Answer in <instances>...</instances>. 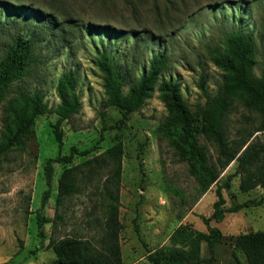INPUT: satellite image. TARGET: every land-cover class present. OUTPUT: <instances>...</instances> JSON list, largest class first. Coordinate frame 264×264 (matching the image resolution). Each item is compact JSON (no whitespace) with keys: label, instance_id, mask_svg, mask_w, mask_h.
<instances>
[{"label":"rangeland","instance_id":"rangeland-1","mask_svg":"<svg viewBox=\"0 0 264 264\" xmlns=\"http://www.w3.org/2000/svg\"><path fill=\"white\" fill-rule=\"evenodd\" d=\"M49 16H55L60 24H52ZM70 21L76 29L64 28ZM235 32L252 37L256 48L253 71L263 76L264 0H0V61L18 35L34 39L36 46L29 75L12 84L0 103V141L5 111L20 90L40 93L54 110L60 104L56 87L61 76L75 71L82 103L81 111L63 123L62 146L52 128L57 116L49 113L38 117L34 139L0 156V264H59L50 248L53 239H92L101 233L103 209L96 186L105 180V172L84 183L80 194L57 206L64 166L53 163L50 178L46 165L69 155L73 147L96 149L85 158L78 157L74 164H79L118 142L124 146L119 209L123 264H150L149 251L170 246L178 227L208 233L202 217L213 213L217 186L206 189L201 184L200 172L195 173L188 160L190 153L182 156L177 143L187 150L190 147L162 130L167 111L160 95L155 92L139 112L122 122V114L106 104L102 74L94 61L99 52L110 54L125 78L126 93L155 54H166L171 65L160 81L177 82L194 109L206 102L198 86L201 77L212 96L222 85L224 73L214 66L209 54L215 47L224 48ZM260 126L259 114L234 102L227 117L232 139L245 128L254 132ZM254 139L264 143V131L256 132ZM196 140L209 161H215V146L203 136ZM235 169L233 162L219 171L218 185L223 186L226 208L264 198L260 187L242 193ZM230 175L234 176L228 182ZM210 226L217 227L223 238L214 245L213 253L201 242L203 264H247L233 246L240 234L264 232V203L226 214L221 223L215 220Z\"/></svg>","mask_w":264,"mask_h":264},{"label":"trees","instance_id":"trees-1","mask_svg":"<svg viewBox=\"0 0 264 264\" xmlns=\"http://www.w3.org/2000/svg\"><path fill=\"white\" fill-rule=\"evenodd\" d=\"M9 4L17 9L25 8L23 7L25 5ZM48 19L52 24H60L55 16H49ZM63 26L66 29H76L73 21ZM158 39L161 40V37ZM34 41L31 38L16 36L6 57L0 61V103L12 84L29 75L36 52ZM209 55L214 66L224 73L223 83L217 94L212 96L208 93L206 79L201 77L198 86L206 102L203 105H196L194 109L185 100L177 82L160 81L161 75L168 71L171 65V59L166 54H155L148 69L130 85L126 93L123 92L125 78L117 61L105 51L97 53L94 61L102 74L106 104L122 114V122L139 112L144 103L158 92L167 111V117L161 124L162 130L170 136H178L180 142L190 147V150H187L177 143L182 156L190 153L191 157L188 160L194 172H200L201 184L206 189L212 184L217 186V201L213 204V213L208 218L202 217L208 233L196 231L189 226L178 227L170 238V246L149 251L150 264H203L205 260L201 258L199 246L201 242L205 241L213 253L214 245L223 238L221 231L210 226V223L215 220L221 223L226 214H235L264 203V198H261L226 208L223 186L218 185L219 171L235 162V175L240 176L239 189L242 193L259 187L264 188V143L259 139L252 140L256 132L264 131V75L258 77L253 71L256 62L255 43L251 36L235 32L229 35L224 48L215 47ZM77 82L75 71H69L61 76L56 87L60 104L54 110L49 108L45 97L40 93L18 91L5 111L7 120L0 141V156L23 147L27 141L34 139L38 117L49 113H55L57 116L52 128L57 143L62 146L63 123L71 120L82 109L76 91ZM234 102L242 104L248 111L259 114L261 126L254 132L245 128L240 131L239 136L232 139L227 132V117ZM105 129L106 126L102 130ZM197 136H203L207 142L215 146L217 152L215 161H209L205 150L197 143ZM101 139L103 141L104 137L101 136ZM94 150L96 149L80 151L73 147L69 155L49 161L47 163L49 167L46 165L50 178L52 171L54 172L53 163L64 166L57 186L58 207L66 199L80 194L84 183L92 182L103 172L106 174L105 180L96 186L101 194L103 209V219L99 221L103 227L101 233L92 239L78 236L53 239L50 248L53 249L59 264H123L120 244L123 225L119 218V209L124 146L122 142H118L103 153L74 164L78 157L85 158ZM233 176H228V182ZM229 185L227 183L226 187ZM56 216L60 218L58 213ZM233 247L245 256L247 264H264V232L240 234L235 239Z\"/></svg>","mask_w":264,"mask_h":264}]
</instances>
